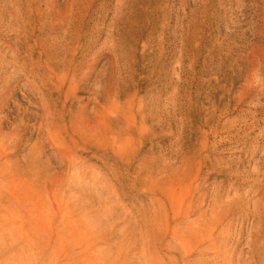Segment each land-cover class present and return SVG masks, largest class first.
I'll list each match as a JSON object with an SVG mask.
<instances>
[{
    "label": "rangeland",
    "instance_id": "374dc122",
    "mask_svg": "<svg viewBox=\"0 0 264 264\" xmlns=\"http://www.w3.org/2000/svg\"><path fill=\"white\" fill-rule=\"evenodd\" d=\"M0 139L31 264H264V0H0Z\"/></svg>",
    "mask_w": 264,
    "mask_h": 264
},
{
    "label": "bare ground",
    "instance_id": "6f19581e",
    "mask_svg": "<svg viewBox=\"0 0 264 264\" xmlns=\"http://www.w3.org/2000/svg\"><path fill=\"white\" fill-rule=\"evenodd\" d=\"M15 147L7 148L0 139V264L30 263L41 248L35 235L38 230L47 235L50 229L47 217L38 229L36 198L30 184L22 180L25 178L19 179L22 176L17 175L16 161H10ZM58 241L63 243L61 235ZM59 264L65 263L60 261Z\"/></svg>",
    "mask_w": 264,
    "mask_h": 264
}]
</instances>
